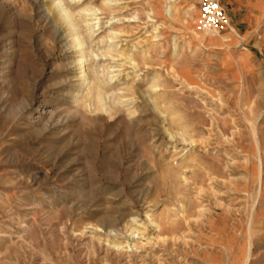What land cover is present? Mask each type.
Returning a JSON list of instances; mask_svg holds the SVG:
<instances>
[{
  "label": "rangeland",
  "instance_id": "rangeland-1",
  "mask_svg": "<svg viewBox=\"0 0 264 264\" xmlns=\"http://www.w3.org/2000/svg\"><path fill=\"white\" fill-rule=\"evenodd\" d=\"M220 1L0 0V264H264V0Z\"/></svg>",
  "mask_w": 264,
  "mask_h": 264
},
{
  "label": "built area",
  "instance_id": "built-area-1",
  "mask_svg": "<svg viewBox=\"0 0 264 264\" xmlns=\"http://www.w3.org/2000/svg\"><path fill=\"white\" fill-rule=\"evenodd\" d=\"M228 16L220 0H201L200 25L212 31H222L228 25Z\"/></svg>",
  "mask_w": 264,
  "mask_h": 264
},
{
  "label": "bare ground",
  "instance_id": "bare-ground-1",
  "mask_svg": "<svg viewBox=\"0 0 264 264\" xmlns=\"http://www.w3.org/2000/svg\"><path fill=\"white\" fill-rule=\"evenodd\" d=\"M62 10H63V12H64V16L63 17H65L64 19H71V21L72 20H74V19H72L73 17H71L70 16V14L71 13H69L68 11H67V9H64V7H62ZM63 12H62V14H63ZM199 13H200V9H199ZM72 15V14H71ZM76 19V18H75ZM67 21V20H66ZM69 22H70V20H69ZM73 23V22H72ZM71 24V23H70ZM74 24V23H73ZM72 24V25H73ZM74 26V25H73ZM201 28H203L201 25H199ZM76 27H77V25H76ZM77 30V29H76ZM74 31V30H73ZM78 31V30H77ZM76 32V31H75ZM77 33V32H76ZM75 33V34H76ZM77 35V36H76ZM75 36H76V38H75V45H77V46H81L82 44H83V40L81 39V37H80V35L79 34H76ZM74 41V40H73ZM247 260V259H246Z\"/></svg>",
  "mask_w": 264,
  "mask_h": 264
}]
</instances>
